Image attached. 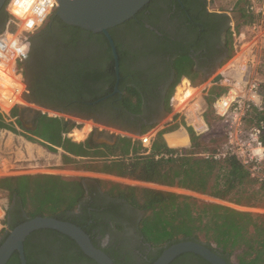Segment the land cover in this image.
Returning a JSON list of instances; mask_svg holds the SVG:
<instances>
[{
    "label": "flooded vegetation",
    "instance_id": "obj_1",
    "mask_svg": "<svg viewBox=\"0 0 264 264\" xmlns=\"http://www.w3.org/2000/svg\"><path fill=\"white\" fill-rule=\"evenodd\" d=\"M148 5L135 21L113 28L120 48L118 74L112 50L90 41L88 34L79 35L74 45L59 46L65 32L57 21L31 40L23 63L31 98L20 115L26 140L54 146L41 136L43 123L51 119L65 127L76 120L92 122L95 129L86 142L91 138L108 146L119 136L157 134L169 124L167 98L180 70L188 64L211 77L222 67L228 58L227 14L211 10L208 0H152ZM105 133L116 141L103 142ZM83 183L90 189L75 211L76 220L93 242L115 254L119 264H149L158 248L140 230L144 212L91 179ZM28 249L32 264H87L74 244L49 232L31 234Z\"/></svg>",
    "mask_w": 264,
    "mask_h": 264
},
{
    "label": "trees",
    "instance_id": "obj_2",
    "mask_svg": "<svg viewBox=\"0 0 264 264\" xmlns=\"http://www.w3.org/2000/svg\"><path fill=\"white\" fill-rule=\"evenodd\" d=\"M148 8L149 5L145 6L135 17L126 21V24L135 21ZM7 19L8 14L4 8L0 12V32ZM252 20L253 15L247 18L245 23L249 24ZM56 21L60 23L61 31L65 32L58 38L59 41H62L59 46L74 45L79 35L85 33L89 35L90 41L94 40L102 48L111 50L104 34L68 25L55 16V13H52L44 25L31 37V40L49 29L51 24ZM113 30L111 29V33ZM232 43V31L229 29L227 57L231 56ZM116 46L119 50L117 42ZM21 69L23 73V63ZM184 75L189 76L193 87L198 86L205 77H209H203L199 73L193 72L191 65L184 66L169 92L168 112L173 110L171 101L175 91H177L176 96L181 98L185 91L192 88L187 86L186 82L181 84ZM224 91L225 88L219 85L209 88L207 94L203 96L206 110L214 111V102ZM25 98L27 100L31 97L26 93ZM135 106L137 109L139 108L138 103ZM21 111L20 107H14L8 116L0 110V131L8 130L16 133V127L21 126ZM86 116L91 115L86 114ZM51 121L52 123L49 125L43 123L41 136L43 140L54 146L45 142L42 144L49 150L62 149L61 161L64 164L77 162L75 157H89L90 161L84 165L91 170L161 186H177L191 192L228 201L237 206L256 204L251 203L256 200L254 197L256 181L250 176L248 169L234 156H227L221 160L215 159L213 154L217 149L211 151L206 149L198 154L195 150L200 146L201 138L194 133L191 127H187L191 139V145L187 148L169 147L163 137L166 132L164 129L155 135L149 150L142 146L140 140L133 141L132 138L126 136H119L115 145H105L100 150V146L95 144L91 138L84 143L64 137V133L70 132L71 128L76 126L74 123L65 127L60 119H51ZM261 122L264 123V109L262 111L255 109L250 124L260 125ZM182 123L185 124L183 120ZM51 127L57 133L53 137L44 132V129ZM147 130L149 128L144 129L141 133H145ZM176 133L181 135L177 139H170V135L167 141L180 142L185 139L186 135L182 131L174 132V134ZM262 141L264 143V130L262 131ZM84 179V177L49 173L0 177V194H4L9 202L2 220L5 227L1 231L0 245L14 227L38 215L71 221L91 235L90 231L82 226V223L77 222L75 213L79 203L90 189L89 185H84ZM91 181L97 182L109 195L122 198L136 209L144 212L140 230L144 238L153 247L158 248L149 264H152L170 245L187 239L204 243L224 257L227 264H264V214L262 213L241 210L216 202H206L190 195L145 185H131L98 178H91ZM261 189L263 186L259 187V190ZM84 210L87 211L88 206H85ZM36 232H49L57 237L65 238L78 249L81 263L98 264L84 254L78 244L69 236L54 229H41ZM105 251L116 264H119L115 254L108 249ZM25 254L27 263L32 264L28 239L25 242ZM181 263L211 264L200 255L191 252L180 255L172 264ZM8 264H21L17 252L14 253Z\"/></svg>",
    "mask_w": 264,
    "mask_h": 264
},
{
    "label": "built area",
    "instance_id": "obj_3",
    "mask_svg": "<svg viewBox=\"0 0 264 264\" xmlns=\"http://www.w3.org/2000/svg\"><path fill=\"white\" fill-rule=\"evenodd\" d=\"M248 11L253 15V20L248 25L232 29V53L223 63L218 73L213 75L206 85L193 87L189 81L187 86L195 92L183 101L176 96L172 97L171 104L175 115L189 117L191 126L198 134L209 130L204 118L201 105L203 92L213 85L225 88V91L216 99L213 105L215 114L224 122L226 143L219 147L213 154L217 160L227 156L236 157L248 169L250 176L264 187V143L262 131L264 123L250 124L253 111L264 109L262 96V81L260 72L264 71V0H246ZM9 0L5 5L8 19L0 32V110L10 116L14 107H24L27 104V93L21 65L27 58L17 55L11 47L12 41L19 39L22 43L31 42V37L44 25L58 6L57 0L50 9L45 10L47 18L41 27L34 28L31 32L24 30V24L29 16H10L7 11ZM43 18V15L40 17ZM217 74L221 75L220 82L213 84ZM184 83V82H183ZM181 81V84H183ZM180 84V85H181ZM179 85V86H180ZM178 88V87H177ZM176 88V90H177ZM156 134L147 133L138 137L143 147L148 150ZM208 156V155H204ZM6 205L0 201V236L5 227L2 220L5 216Z\"/></svg>",
    "mask_w": 264,
    "mask_h": 264
},
{
    "label": "water",
    "instance_id": "obj_4",
    "mask_svg": "<svg viewBox=\"0 0 264 264\" xmlns=\"http://www.w3.org/2000/svg\"><path fill=\"white\" fill-rule=\"evenodd\" d=\"M152 0H57L55 16L68 25L80 27L93 33H102L107 38L119 72V59L116 41L111 29L117 27L147 6ZM7 0H0V12ZM217 74L213 84L220 82ZM101 100V99H99ZM98 100V101H99ZM41 229H54L72 238L88 257L98 264H116L114 259L92 241L91 236L79 225L52 216L38 215L18 224L0 245V264H8L15 252L19 254L21 264H28L25 254V242L34 232ZM195 253L211 264H227L220 254L204 243L196 240H181L166 248L152 264H172L184 253Z\"/></svg>",
    "mask_w": 264,
    "mask_h": 264
},
{
    "label": "rangeland",
    "instance_id": "obj_5",
    "mask_svg": "<svg viewBox=\"0 0 264 264\" xmlns=\"http://www.w3.org/2000/svg\"><path fill=\"white\" fill-rule=\"evenodd\" d=\"M222 3L219 8L221 10L225 9V6H227L226 1L227 0H220ZM246 1V0H245ZM6 11V10H5ZM55 13V11L53 12ZM49 19V18H48ZM219 70V69H218ZM218 70L213 74L215 75L218 73ZM212 75V76H213ZM259 78L262 81V96L264 97V71L260 72ZM195 92V89L191 88L183 95H181V100L185 101L189 97L193 95ZM202 108L204 110V118L208 124L209 130L203 134H198L193 127L191 126V122L189 117L182 116L183 121L185 125H183L181 122L177 123L175 119L172 122L170 126H165L162 128V130L166 129L167 131H170L172 129H186L187 127H191L196 135H199L201 138L200 140V146L195 150L198 152V154L204 152V150L209 149L214 150L218 149L221 146H224L226 143V133H225V125L224 122L219 119V117L215 114L213 110H206V106L204 103L202 104ZM22 109V108H21ZM169 116H172V111L169 112ZM73 123L76 125L73 128H71L70 132H72L75 129H82L88 125H92L91 122L85 123V122H80V121H73ZM71 123H68L67 125L69 126ZM17 132H9V131H4L2 130L0 132V177L4 176H18V175H26V174H37V173H49V174H59V175H64V176H77V177H90L92 175L84 174L82 171H85L81 167L84 166V159H79V162L75 163H66L64 164L61 161V154L63 151L61 149H57L56 151L54 150H49L47 147L43 145H39L37 143H32L31 141H28L24 138V128L21 126H17ZM54 131L55 129L47 128L44 129V132H46L49 135L54 136ZM171 135V137H170ZM181 134H174L169 133L168 136L166 137L170 139L171 138H178V136ZM169 139V140H170ZM176 143H172V142ZM172 142H168L172 146H178V145H183L187 143V137L185 136V139L179 141L173 140ZM202 142V144H201ZM179 149H182L181 147ZM91 178H94L93 176ZM98 179L102 180H107V181H119L115 180L113 178H106V177H101ZM127 180H120L119 182L121 183H127L131 185H139L138 183L134 182L132 179ZM132 180V181H131ZM259 185L256 182L255 186V199L251 203H256V204H248L245 206H238L235 207L234 204L228 202V201H223L219 200L213 197H210L208 195H203L195 192H191L189 190L179 188V187H172L171 189H165L161 187H156L158 189L166 190V191H172L175 193L179 194H185V195H190L192 197H196L202 201L206 202H216V203H221V204H226L233 206L237 209L241 210H249V211H254L257 213H262L264 214V187L263 189L259 190ZM0 201L3 205H9L8 199L4 194H0ZM251 205H256V206H251ZM243 207V208H242Z\"/></svg>",
    "mask_w": 264,
    "mask_h": 264
},
{
    "label": "crops",
    "instance_id": "obj_6",
    "mask_svg": "<svg viewBox=\"0 0 264 264\" xmlns=\"http://www.w3.org/2000/svg\"><path fill=\"white\" fill-rule=\"evenodd\" d=\"M208 1H209V7H210L211 10L218 11V12H222V13L227 14V16L229 17V20H230V29L231 30L232 29H239V28H242V27L248 25V23L246 24L245 21L247 20V18H249L251 16V14L248 11V4H247V2L245 0H227L226 1V4H227L228 7L225 6V9H223V10H221L219 8V6H221L220 3H222L220 0H208ZM232 50H233V47H232ZM211 77H205V79L201 83H199L198 87H201V86L206 85V83L209 81V79ZM185 81H189L190 84H191V80L190 79H187V80L184 79L182 81V83L185 82ZM208 90L205 91V92H203V95L201 97L202 104L205 102L203 100V96L207 94ZM169 119H170L169 120V124L168 125H165V126H170L171 124H173L172 122H174L173 121L174 119H175V121L177 123H179V122L182 123V120H183L182 117H179V116L175 115L174 112H173V110H172V116H169ZM76 121L88 123L87 121H82V120H76ZM183 125H185V124H183ZM165 126H163L162 128H164ZM158 128L161 129V126L158 127ZM94 129H95L94 128V124L92 123L91 126L88 125V126L82 128V129H75L72 132H69L68 136H65V134H64V137L71 138L72 141L84 142L85 143L86 142V139H87V136ZM99 129L100 130H98V133L103 131L101 127ZM4 131H8V130H4ZM177 131H182V133L186 135V137H187V143L186 144L178 145V146H172V145H170L168 143V141L166 139V137L168 136V134L169 133H173V132H177ZM126 137L132 138L133 141L139 140L138 137L135 136V135H127ZM163 137H164L166 143L168 144V146L171 147V148H180L181 147L183 149V148H187V147H189L191 145V139H190L188 130H186V129H182V128L172 129L170 131L165 132L163 134ZM102 140H103V142H107V143H114L116 141V139H113L112 138V136H111L110 133L109 134H106L105 133V135L103 136V139ZM93 142L95 144H98L100 146V148H99L100 150L103 149L105 145H107L106 143H96L95 141H93ZM75 158L77 159V162H79L78 161L79 159H84V160L86 159L85 161H83L84 162L83 164L88 163L90 161V158L89 157H75ZM81 168L84 169V170L86 169L85 171H82V173L88 174V175H92L94 178L106 177V178H113V179L119 180V181L120 180H127L126 178H123V177H118V176H114V175H111V174H108V173L91 170V168H88L85 165L82 166ZM92 176H90V177H84L85 178L84 181L86 179H91ZM119 181H115V182H119ZM133 181L136 182V183H138L139 185L150 186V187H153V188L161 187V188H165V189H171L172 187H177V186H172V187L171 186H161V185H156V184H153V183H145V182H140V181H135V180H133ZM235 207H238V206L235 205Z\"/></svg>",
    "mask_w": 264,
    "mask_h": 264
},
{
    "label": "clouds",
    "instance_id": "obj_7",
    "mask_svg": "<svg viewBox=\"0 0 264 264\" xmlns=\"http://www.w3.org/2000/svg\"><path fill=\"white\" fill-rule=\"evenodd\" d=\"M53 5L54 0H9L7 11L10 16L14 17L22 18L27 14L29 18L24 24V30L31 32L34 28L43 25L47 14H50V12L45 14V10L50 9ZM42 15L43 18H40ZM11 47L16 51L17 55L26 57L30 44L22 43L19 39H16L12 41Z\"/></svg>",
    "mask_w": 264,
    "mask_h": 264
},
{
    "label": "bare ground",
    "instance_id": "obj_8",
    "mask_svg": "<svg viewBox=\"0 0 264 264\" xmlns=\"http://www.w3.org/2000/svg\"><path fill=\"white\" fill-rule=\"evenodd\" d=\"M1 76V75H0Z\"/></svg>",
    "mask_w": 264,
    "mask_h": 264
}]
</instances>
